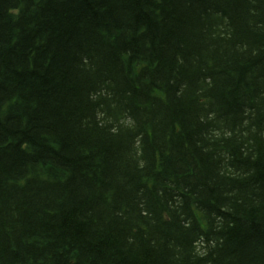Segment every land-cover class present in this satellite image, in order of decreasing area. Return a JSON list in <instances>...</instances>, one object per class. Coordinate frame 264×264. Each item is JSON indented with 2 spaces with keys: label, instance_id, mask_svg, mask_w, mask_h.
<instances>
[{
  "label": "trees",
  "instance_id": "16d2710c",
  "mask_svg": "<svg viewBox=\"0 0 264 264\" xmlns=\"http://www.w3.org/2000/svg\"><path fill=\"white\" fill-rule=\"evenodd\" d=\"M0 264H264V0H0Z\"/></svg>",
  "mask_w": 264,
  "mask_h": 264
}]
</instances>
